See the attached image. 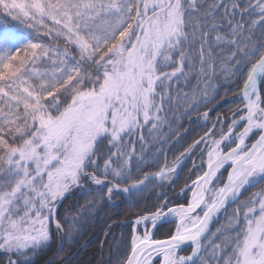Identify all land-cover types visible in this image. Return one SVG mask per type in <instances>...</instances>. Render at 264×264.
<instances>
[{"label":"snow or ice","instance_id":"obj_1","mask_svg":"<svg viewBox=\"0 0 264 264\" xmlns=\"http://www.w3.org/2000/svg\"><path fill=\"white\" fill-rule=\"evenodd\" d=\"M0 14L36 33L25 37L0 24V264H32L57 240L59 255L66 241L83 236L86 210L152 180H174L201 145L190 173L202 171L181 189L190 190L187 203L165 199L137 214L130 249L116 264H154L153 257L160 264H264V0H0ZM218 71L242 85L230 115L211 121L171 166L165 159L134 179L133 169L157 163L175 131L156 137L161 147L149 158L134 146L143 148L145 128L162 132L176 112L201 107L196 119L208 123ZM179 77L186 86L197 82L173 97ZM85 193L91 199L81 204ZM221 212L226 225L205 245ZM166 218H175V228L153 239ZM184 246L191 252L181 255Z\"/></svg>","mask_w":264,"mask_h":264},{"label":"trees","instance_id":"obj_2","mask_svg":"<svg viewBox=\"0 0 264 264\" xmlns=\"http://www.w3.org/2000/svg\"><path fill=\"white\" fill-rule=\"evenodd\" d=\"M196 2L198 5H209L213 3V0H196ZM204 11L205 8H200L201 14ZM0 24L6 25L13 31L18 32L25 37L36 35L35 32L30 31L25 25L12 20L10 17H5L3 14H0ZM43 42L45 44L51 43L53 45L57 43V41L51 37H44ZM60 46L63 48V44ZM217 77L218 79L213 80L212 82L217 84L218 94L216 95V99L208 105V109L211 110L208 116V123L205 124L203 119H196L198 115L202 117L203 112L206 110L204 107H201L198 111H193L189 116L184 117H181L179 112H176V116L179 118L177 122L178 129L173 135L168 136V143L163 145L165 151L159 155L157 163H152L151 159H149L148 167H143L141 165L142 170L134 168L132 173L134 179L142 178L145 172L157 171L159 167L164 164V159H167L171 166L177 156L184 152L194 140L198 139L203 134V132L207 131V128L212 126L211 121H214L218 115L221 117L230 115L229 109L239 103L238 99L233 100L232 98L242 86L241 82L232 81L226 83L224 82L225 79L223 73L219 71L217 72ZM195 81L196 79L192 78L191 83L188 84V86H183L179 83V88L173 83L174 90L176 92L177 90L179 92H190L192 87L195 86ZM173 107L175 108V103L173 104ZM181 110H183L182 102ZM171 115H173V113H171ZM219 127L220 126L217 125V128ZM224 127L226 130L227 125ZM164 132L165 131H163V133ZM143 134L145 137L149 136L145 130H143ZM139 135L140 133L138 132L137 136L133 137V140H136ZM255 138V136L252 137L253 140ZM134 146L137 156H139L141 152H147L149 158L155 156L157 150L161 147L158 143L156 147L150 150L144 147L142 148L139 142L135 143ZM132 147L133 145L129 144V148L131 149ZM201 148H203V145H201L200 148H196L191 153L186 165H181L177 169L174 174V180L165 182L163 185H161L158 180H152L141 190H133L129 193L120 192L112 197L111 202L103 201L97 204L93 209L86 210L87 222L83 229V236L78 237L75 243L66 241L62 250L59 252V255H56L57 248L60 246V242L57 240L48 250L41 251L37 256L33 257L32 264H116L117 256L125 254L130 249L132 224L135 221L137 214L154 211L155 207L159 206V203L165 199H172V203L176 204L186 202L187 192L182 193L181 195L179 192L184 187L185 183L193 179L199 172L200 168L191 171V173L190 170L192 169L193 163H195V159H199L198 163H196L197 165L200 163ZM133 164H135V161H133ZM128 183L130 184L131 181L125 182V184ZM125 184H121V187L123 188ZM92 190L95 191V189ZM255 190V188H252L249 189L248 192ZM248 192H245L244 196L241 198L243 199L246 197ZM86 199H91L87 193H85L84 196L78 197V201L81 204H83ZM73 202L75 203V201ZM67 204L68 201H65V205ZM235 207L236 205L234 204L230 205L228 207V212H231ZM61 212L63 213V208L61 209ZM110 224H114L115 226L111 228L105 241V233L108 232V226ZM222 225H226V217L214 222L211 232L205 240V245H208L212 240V233L216 232V229L220 228ZM174 228V221L161 223L156 228L154 237L156 239H165L171 234L170 229ZM102 241L105 242L101 248ZM115 244L118 246V251ZM190 251L191 248L186 247L182 252L188 254ZM110 252L112 254L111 259L109 258ZM116 252L117 254H115ZM0 259H6V257H0Z\"/></svg>","mask_w":264,"mask_h":264},{"label":"rangeland","instance_id":"obj_3","mask_svg":"<svg viewBox=\"0 0 264 264\" xmlns=\"http://www.w3.org/2000/svg\"><path fill=\"white\" fill-rule=\"evenodd\" d=\"M186 71H187V69H186ZM181 85H185L186 86V81H185V78L184 77H179V81H178ZM224 82H226V83H230V82H232V81H229V80H224ZM173 83L174 84H177V81H173ZM194 84H196V81L194 82ZM213 84H215V85H217L215 82H213ZM187 86H188V84H187ZM173 90H174V86H173ZM178 91V90H177ZM182 91H184V90H182ZM185 92H187V91H185ZM176 91L174 90V93H173V97H175V95H176ZM172 117V115H171V113H169V118H171ZM178 117L176 116V119H177ZM178 120H179V118L170 126V128L169 127H165L164 129H163V131H165L164 133H163V131L162 132H152V133H149V128L151 127L150 125L148 126V128H145L144 130L149 134V136L148 137H146V139H145V141H144V148H147V149H150V150H152L153 149V147H152V144L153 143H156V145L158 144L157 142H156V137L157 136H160L161 138L166 134V135H168V133L172 130V129H174L175 131L178 129V126H177V122H178ZM241 127H243V125H241ZM240 129H237V131H239ZM175 131H172V134L171 135H173V133L175 132ZM165 135V136H166ZM249 143H251V141H249ZM151 147V148H150ZM191 155V154H190ZM190 155L185 159H183V161H182V164L181 165H186V163H187V161H188V159H189V157H190ZM198 158L197 159H195V163H198ZM164 161H165V159H164ZM194 161V160H193ZM188 165V164H187ZM186 167V166H185ZM159 170V169H158ZM157 170V171H158ZM200 171H202V169H200L199 170V172ZM198 172V173H199ZM197 173V174H198ZM196 174V175H197ZM196 175H195V177H196ZM224 175H226V173L224 174ZM195 177L193 178V179H195ZM193 179H191V180H193ZM190 182V181H189ZM129 184V183H128ZM179 194L181 195L182 194V192L180 191L179 192ZM191 195V193H190V190L187 192V198L189 197ZM168 200V202H169V204L171 205L172 204V199H167ZM187 203V199H186V202L185 203H183V204H186ZM230 206V205H229ZM201 215H202V213H200ZM226 217V215H225V213L224 212H221V214H220V216L218 217V219L217 220H222V219H224ZM169 222V221H174V223H175V218H166L164 221H162V222H159L158 223V225L159 224H161V223H164V222ZM158 226H156L154 229H153V226L151 225V223L149 222V224H148V228L149 229H153V233H155V231H156V228H157ZM144 231H145V225L144 224H141L140 226H139V230H138V235H140V236H143V233H144ZM152 238L153 239H155V240H158V239H156L155 237H154V234L152 235ZM130 245H131V241H130ZM117 246V244H115V247ZM184 248H186V247H184ZM188 248H190V247H188ZM116 251V250H115ZM114 251V252H115ZM117 251H118V246H117ZM191 252V251H190ZM115 254H117V252L115 253ZM181 255H186L187 253H183V252H181L180 253ZM153 261H154V264H160V260L159 259H157L156 257H153Z\"/></svg>","mask_w":264,"mask_h":264},{"label":"water","instance_id":"obj_4","mask_svg":"<svg viewBox=\"0 0 264 264\" xmlns=\"http://www.w3.org/2000/svg\"><path fill=\"white\" fill-rule=\"evenodd\" d=\"M189 155H190V154H189ZM189 155H188V156H189ZM188 156H187V157H188ZM187 157H186V158H187ZM186 158H185V159H186ZM217 218H218V217H217ZM217 218H215V219L210 223V231H211V228H212L213 223L215 222V220H216ZM210 231H209L208 235L210 234ZM207 237H208V236H207ZM165 239H166V238H165ZM158 240H163V239H158ZM184 247H188V246H184Z\"/></svg>","mask_w":264,"mask_h":264}]
</instances>
